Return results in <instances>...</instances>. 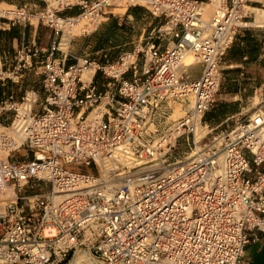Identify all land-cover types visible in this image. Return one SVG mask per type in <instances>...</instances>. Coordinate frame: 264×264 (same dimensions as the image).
Wrapping results in <instances>:
<instances>
[{"label":"built area","instance_id":"2783aa9c","mask_svg":"<svg viewBox=\"0 0 264 264\" xmlns=\"http://www.w3.org/2000/svg\"><path fill=\"white\" fill-rule=\"evenodd\" d=\"M41 1L42 11L1 15L12 24L36 18L54 38L47 49L21 47L7 73L19 79L35 66L45 97L29 90L0 103V115L14 112L0 121V192H16L0 197V264H67L82 252L97 264H242L252 232L264 229V96L261 107L219 125L205 115L224 57L264 0ZM117 4L164 18L157 39L111 63L84 56L67 64L73 22L86 18L82 34H91ZM75 5L81 13L63 14ZM188 53L196 63L185 64ZM196 64L201 73L191 78ZM99 71L107 89L97 86ZM174 103H188L177 119ZM179 143L195 154L172 159Z\"/></svg>","mask_w":264,"mask_h":264},{"label":"crops","instance_id":"0c3cea01","mask_svg":"<svg viewBox=\"0 0 264 264\" xmlns=\"http://www.w3.org/2000/svg\"><path fill=\"white\" fill-rule=\"evenodd\" d=\"M1 3L26 7L30 5L31 9H39L45 4L41 0H0ZM130 8H132L131 11H129ZM113 9L117 12H125L127 10L126 7L121 6H115ZM81 10V6L75 5L65 9L63 14L74 16L80 13ZM110 12L114 11L111 10ZM114 16H116V19L105 25L102 23L103 25H100L101 29L99 27L98 31L87 34L86 36L88 37H74V43L70 47V55L66 61L67 64L76 62V57H84L83 55H88L89 51L98 49L99 45L94 42V39L97 36L100 39L103 29L112 27L111 25L114 21L118 20L120 26L118 31L122 30L121 27L128 28V25L134 29L136 26L140 27L143 25L141 27L142 32L139 34L143 37L147 30L152 33L162 20V18L159 19L160 17L152 15L146 7L141 5L129 7L125 15L117 17L118 15L115 13ZM109 18L110 15L106 20ZM147 19H150V21H147ZM255 21L250 26L240 29L236 40L225 56L223 62L225 76L223 78L222 87L223 85L224 87L222 94L205 115V118L207 117L205 121L211 125H219L241 110L249 111L253 107L249 105V99L253 96L252 100H254V96L258 93H261L262 97L264 96V26L254 24ZM137 37H139L138 34H132L122 41H113L112 37L109 40L110 43L106 46L113 47L122 42L132 44L137 41ZM53 38L51 28L43 23L12 24L9 19L0 17V103L12 94L16 99L21 100L27 91L37 90V86L43 88V75L37 72L35 66L24 69L19 79H12L7 76V73L13 70L16 65L17 52L21 47L28 46L33 48L36 45L39 48L47 49L51 45ZM98 51H102V49ZM46 55L45 52H42L36 56L34 58L35 65L41 63ZM57 56L60 57L61 53H57ZM86 73L91 77L94 75L95 70L91 69ZM195 77L197 75H193L192 78ZM100 78L101 76L97 74V81ZM87 80H90V78H87ZM37 92L43 100L45 91L42 93L37 90ZM182 105V103H177L173 113L178 111L179 116H181L180 113H184ZM37 108L39 109V105ZM13 116V111L5 112L0 115V121L9 124ZM251 236L252 239L246 246L242 264H264V229H255Z\"/></svg>","mask_w":264,"mask_h":264},{"label":"rangeland","instance_id":"374dc122","mask_svg":"<svg viewBox=\"0 0 264 264\" xmlns=\"http://www.w3.org/2000/svg\"><path fill=\"white\" fill-rule=\"evenodd\" d=\"M1 6L5 7V8L26 7V6H20V5H12V4L10 5L8 3H1ZM121 7H126L127 10L125 12H117L113 8H109L108 10H110V11L112 10L114 12H110L109 13L110 18L108 20H106L105 22H103V24L105 25L106 23L111 22L113 19H116V16H114L115 13H116V15H118L117 17H120L121 15H125V13L128 11V7L124 6V5H121ZM45 8H46V3L39 9H35V8L31 9L30 5L28 7H26V9L28 11H32V12L42 11ZM1 15L2 14H0V17H1ZM5 19H9V18H5ZM159 19H161V17ZM147 21H150V19H147ZM163 22H164V18H162L161 23L158 25V27ZM111 26L117 29V31L115 32L114 36H112L113 37V41L114 40L122 41V40L126 39L127 36H131L132 34L133 35L138 34L139 37H137V41L135 43L125 44L124 42H122L120 44L114 45L113 47H109V46H106L108 43H110L109 40H107L106 38H107V34H110V32L107 33V31H110V30H108L109 28H104L103 29V34L100 37V39H98L99 36H97L96 39H94V42H96V44L99 45L98 49L96 48V49H93L92 51H89L90 53H88V55L86 54V56L90 57L91 59H95L97 61H100L101 63H105V64L108 63V62L111 63V62H114V61L118 60L120 58V56L125 51L134 49L135 46L139 45L141 42L146 43L147 41L152 40V38H150V36H154V39H157V35L155 34L156 32L149 33L148 30L145 32V35L143 37H141V35H139V34H141V32H142V28L141 27H143V25H141L140 27L136 26L135 29L128 25V28L121 27L122 30L118 31V27H120V26H119L118 20H117V21H114ZM99 29H101V27ZM82 33H83V31L80 32L78 35L76 34L75 37H84V38L88 37V36H86L87 34H82ZM164 41L167 42L168 39L166 38ZM73 43H74V41H72L70 47H72ZM101 49H102V51H98V50H101ZM83 56H85V55H83ZM142 60H143L142 55H140V58H139V64L140 65L142 63ZM224 60H225V57L223 59V62H224ZM201 69H202V66L200 64H196V65L192 66L190 71H189V74H190L191 78L193 77V75H197V77H198L200 75V73H201ZM97 74H99L101 76L99 81H97V79L95 78L97 86L99 88L103 89V90L107 89V87H108L107 86L108 78H106L105 75L103 74V72H101V71H99ZM223 74L225 76L224 71H223ZM127 76H131V73L129 72ZM222 91L223 90H222V87H221V89H220V91H219V93L217 95V98L219 96H221ZM259 94H261V93H259ZM252 97L249 99V105L250 106H254L253 101H254V103H257V101L255 99V96L253 98L254 100H252ZM261 99H263L262 98V94H261ZM41 101H42V98L40 96V102ZM176 104L177 103H174V107H175ZM187 105H188V103H185V104L182 105L184 113H185V110L187 108ZM39 107H41V106L39 105ZM256 107L257 108L261 107V104L256 105ZM184 113H181V116L184 115ZM178 117H180V116H178ZM178 117H176L175 119H177ZM172 119H174V118L172 117ZM228 124L230 126H232L234 124V121H230ZM223 127H227V125H224ZM188 150H189V148L187 147L186 144H184V143L180 144L179 143V145L177 146V148L173 152L172 159L173 158H182L186 154V152H189ZM69 168L76 169V168H78V166L77 165H71ZM81 168H83L85 170H89V171H94L95 170V166L82 165Z\"/></svg>","mask_w":264,"mask_h":264},{"label":"bare ground","instance_id":"6f19581e","mask_svg":"<svg viewBox=\"0 0 264 264\" xmlns=\"http://www.w3.org/2000/svg\"><path fill=\"white\" fill-rule=\"evenodd\" d=\"M11 5V4H10ZM121 5H124L126 6L125 4H117L116 6H121ZM14 9H16L15 7L14 8H5L3 6H1L0 4V14H6L7 16L9 17H12V16H15V14H18V12H16ZM214 9V6L212 4H208L207 5V10L209 12H211L212 10ZM256 20V21H255ZM254 21V24H260L259 26L263 25L264 26V11L262 10H258V13L256 15V19ZM35 22H37L36 18L34 19ZM86 18L84 17H81L79 21H75L73 22V26H72V32L76 35H78L80 32L84 31V28L87 27L88 25H86ZM67 39H64V43L63 44H66V41ZM67 47V46H65ZM197 62V59L196 57L192 54V53H188L185 57V64L187 65H190V64H194ZM1 64V62H0ZM91 69H94V68H91ZM91 69H85L84 70V73L82 75V79L86 81V79L88 78H92L89 77L87 75V71L88 70H91ZM95 70V69H94ZM263 98V97H262ZM255 99L257 101V103H253L254 105H258L261 103V101L263 99H261V94H257L255 96ZM100 108H96L91 115H95L98 111H99ZM177 109V108H176ZM181 114V113H180ZM179 114H178V111L177 112H174L172 114V117L175 119L176 117H178ZM204 134V131H203V127L202 126H199L198 130H197V138H201ZM195 153L194 152H189L188 153V157H192ZM14 195H16V192L14 191L13 187H6L5 190H2L0 192V197L1 198H8V197H13ZM67 264H97L94 259L91 257V255L87 252H82L80 254H78L74 259H72L70 262H68Z\"/></svg>","mask_w":264,"mask_h":264},{"label":"trees","instance_id":"16d2710c","mask_svg":"<svg viewBox=\"0 0 264 264\" xmlns=\"http://www.w3.org/2000/svg\"><path fill=\"white\" fill-rule=\"evenodd\" d=\"M131 9H132V8H130L129 11H131ZM80 13H81V12H80ZM78 14H79V13H78ZM115 24H116V23H115ZM12 30H13V28H12ZM108 30H110V31H107V33L110 32V34H107V38H106V39H107V40H110L111 37L114 36V34H115V32L117 31V29L114 28V27H109ZM223 87H224V85H223ZM223 87H222V90H223ZM36 89L39 90L40 92L44 93V88H40V87L37 86ZM37 90H36V91H37ZM205 120H207V117L205 118Z\"/></svg>","mask_w":264,"mask_h":264}]
</instances>
